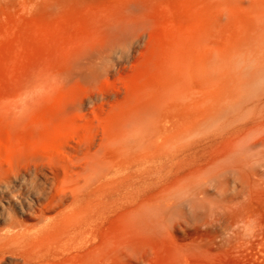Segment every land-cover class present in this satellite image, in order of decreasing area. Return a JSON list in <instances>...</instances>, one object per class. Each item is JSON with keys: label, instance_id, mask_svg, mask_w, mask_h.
Here are the masks:
<instances>
[{"label": "bare ground", "instance_id": "6f19581e", "mask_svg": "<svg viewBox=\"0 0 264 264\" xmlns=\"http://www.w3.org/2000/svg\"><path fill=\"white\" fill-rule=\"evenodd\" d=\"M60 1L10 4L22 2V11L56 10ZM232 1L228 7L221 0H196L191 23L176 28L156 23L147 11L159 0H123L103 14L99 34L58 42L60 35L39 33L45 57L35 61L25 44L18 46L11 60L21 67L0 106L11 126L8 141L0 140V264H88L86 243L80 245L79 238L86 228L74 219V211L88 204V188L76 187L109 163L104 143L113 142L114 152L129 151L220 115L227 96L223 82L235 69L238 80L229 96L240 105L236 118L244 117V96L251 95L246 106L258 109L261 121L255 131L235 127L228 139L237 140L233 146L243 157L244 151L257 156L256 174L264 179V19L247 22L263 40L258 60L244 71L220 47L221 13L231 15L239 5ZM258 4L264 9V0ZM242 27L238 32L244 40L248 30ZM226 61L231 66L221 71ZM29 62L35 70L26 67ZM25 98L38 109L20 117L17 100ZM45 158L58 160L63 182L73 188L55 186L58 173L44 169ZM139 167L120 163L97 181L104 186ZM24 184L33 191L29 200L23 199Z\"/></svg>", "mask_w": 264, "mask_h": 264}, {"label": "rangeland", "instance_id": "374dc122", "mask_svg": "<svg viewBox=\"0 0 264 264\" xmlns=\"http://www.w3.org/2000/svg\"><path fill=\"white\" fill-rule=\"evenodd\" d=\"M122 1L63 0L56 10L22 11V2L13 7L10 0H0V106L10 95L15 69L21 67L11 60L20 44H25L33 61L44 58L39 33L60 35L58 42L99 34L103 14ZM195 2L159 0L147 11L156 23L181 28L191 23ZM257 2L236 0L231 15L221 13L220 47L226 50L222 53L244 71L260 56L263 38L254 27H247L248 21L264 19V9ZM242 24L248 30L244 40L238 32ZM228 61L221 71L231 66ZM26 67L36 68L30 62ZM236 71L223 82L227 96L220 115L205 116L198 124L174 129L159 143L129 151L114 152L113 142L104 143L109 163L88 183L76 187L80 192L88 188V204L74 211L77 224L86 228L79 238L80 245L86 243L88 264H264V179L256 174L260 162L253 153L244 151L243 157L233 146L237 140L230 142L227 135L242 125L257 130L261 114L246 106L251 95H245L244 117L236 118L240 105L229 96L238 80ZM17 102L20 117L37 112V104L28 98ZM10 130L9 121L0 115V140L8 141ZM129 161L140 167L99 184L102 173ZM43 164L46 171L58 173L55 186L73 188L63 182L58 160L45 158ZM21 191L23 199L33 198L30 185L24 184ZM83 259L81 253L77 260Z\"/></svg>", "mask_w": 264, "mask_h": 264}]
</instances>
